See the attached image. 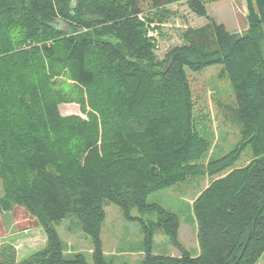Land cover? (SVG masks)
Masks as SVG:
<instances>
[{
    "label": "trees",
    "instance_id": "obj_1",
    "mask_svg": "<svg viewBox=\"0 0 264 264\" xmlns=\"http://www.w3.org/2000/svg\"><path fill=\"white\" fill-rule=\"evenodd\" d=\"M211 1L220 0H0V210L25 208L46 234L44 246L19 262L12 245H1L0 264H110L101 240L110 205L141 225L140 264L258 262L264 0H246L248 28L240 35L207 15ZM175 3L208 22L187 27L182 43L159 58L150 32L160 30ZM217 65L234 99L217 101L216 110L239 140L207 159L210 118L196 113L189 72ZM68 103L81 115L62 116L59 107ZM203 177L209 183L192 205L195 255L179 242L178 217L146 199ZM64 220L67 232L91 240V261L65 254L57 231ZM159 236L177 256L154 252Z\"/></svg>",
    "mask_w": 264,
    "mask_h": 264
},
{
    "label": "rangeland",
    "instance_id": "obj_2",
    "mask_svg": "<svg viewBox=\"0 0 264 264\" xmlns=\"http://www.w3.org/2000/svg\"><path fill=\"white\" fill-rule=\"evenodd\" d=\"M167 8L171 12L167 21L160 25V30L150 32V35H154L158 42L155 53L159 58H162L173 46L182 43L181 33L187 27L197 28L208 22L207 18L192 14L185 3L171 4ZM207 15L218 24L224 25L230 33L240 35L248 28L246 0L211 1L207 4ZM220 68L221 66L217 65L198 73L189 72L196 113L206 114L210 118L206 124L207 129L203 131L212 144L207 159L223 156L232 150L239 140L237 132L232 127L225 126L220 122L216 110L217 101L229 102L234 99L229 81L217 78ZM59 112L62 116L81 115L76 103L60 105ZM244 163L245 159L239 165ZM208 183L209 178L207 177L194 179L152 193L146 199L148 203L157 204L178 217L180 222L179 242L192 254L199 251L197 223L192 205L195 197ZM2 193L0 183V196ZM105 212L106 218L102 224L101 240L106 261L110 264H140L145 244L139 222L126 221L120 210L113 205L107 206ZM131 213L133 216H141L143 219H155L153 215H140L136 210H132ZM0 219L3 220V225L0 226V244H9L17 249H15L17 262L44 246L45 231L37 219L30 215L25 208L14 207L9 212H0ZM69 223L68 220H64L57 227L65 254L67 256L82 254L87 261H91V240L83 232H80L81 234L67 232ZM152 248L158 254L178 255V250L162 236L154 239ZM256 264H264V253Z\"/></svg>",
    "mask_w": 264,
    "mask_h": 264
},
{
    "label": "crops",
    "instance_id": "obj_3",
    "mask_svg": "<svg viewBox=\"0 0 264 264\" xmlns=\"http://www.w3.org/2000/svg\"><path fill=\"white\" fill-rule=\"evenodd\" d=\"M0 212H3V211L0 210ZM1 225H3V220H2V219H0V226H1ZM0 230H1V227H0ZM1 245H3V243H1L0 246H1ZM15 249H16V248H15ZM16 250H17V249H16ZM198 253H199V251H198L195 255H198ZM16 255H17V252H16ZM16 260L18 261L17 256H16Z\"/></svg>",
    "mask_w": 264,
    "mask_h": 264
}]
</instances>
